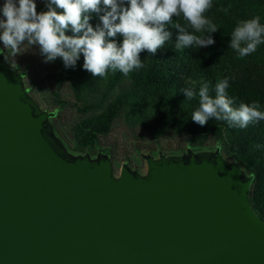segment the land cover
<instances>
[{"label": "water", "instance_id": "1", "mask_svg": "<svg viewBox=\"0 0 264 264\" xmlns=\"http://www.w3.org/2000/svg\"><path fill=\"white\" fill-rule=\"evenodd\" d=\"M0 55V264H264L254 181L214 153L146 157L147 174L71 155Z\"/></svg>", "mask_w": 264, "mask_h": 264}, {"label": "trees", "instance_id": "2", "mask_svg": "<svg viewBox=\"0 0 264 264\" xmlns=\"http://www.w3.org/2000/svg\"><path fill=\"white\" fill-rule=\"evenodd\" d=\"M41 11H47L46 2L37 6V12ZM204 15L219 28L212 34L216 41L213 45L199 50L195 47L176 49L179 30L169 23L165 30L172 33L171 39L154 55L148 50L142 51L140 58L144 67L138 71L125 76L119 71L109 70L106 78L92 77L83 69L81 56L74 69H65L60 60L55 66L57 73L52 78L58 90L68 84L77 102L100 95L97 101L79 107L81 114L92 116L73 128L80 145L75 152L92 150L100 135L110 133L121 114L131 127L141 126L144 131H153L156 140L173 133L179 138L189 137L193 147H205L212 138L222 144L226 158L237 162L249 176L254 177L251 202L264 221V147H256L264 146V120L240 129L213 118L201 127L191 120L192 112L199 107V98L187 100L182 92V89L193 86L198 91L203 80L210 82V95L214 97L216 82L234 77L227 89L228 95L235 99L234 107H239L241 102L251 104L258 101L260 110L264 111V44L244 58H239L229 48L231 33L239 21L259 16L261 24H264V0H213V7ZM173 22L193 31L182 15L174 16ZM90 23L96 27L101 22L96 14H92ZM67 34L72 35V32L69 30ZM113 39L122 43L123 37L117 34ZM124 83H127L126 89L116 93ZM58 118L59 115L54 113L50 120L55 132L61 135Z\"/></svg>", "mask_w": 264, "mask_h": 264}, {"label": "clouds", "instance_id": "3", "mask_svg": "<svg viewBox=\"0 0 264 264\" xmlns=\"http://www.w3.org/2000/svg\"><path fill=\"white\" fill-rule=\"evenodd\" d=\"M46 7L47 11L38 13L37 0H0V55L13 68L19 67L15 59L18 55L38 45L44 63L61 58L65 69H74L83 56V69L92 77L106 78L109 70L127 76L144 67L142 51L154 55L171 39L172 33L165 30L169 23L179 30L176 49L199 50L213 45L216 41L212 34L219 30L204 15L213 7V0H46ZM92 14L101 22L96 27L90 23ZM181 15L193 31L173 22L174 16ZM69 30L72 35L67 34ZM117 34L123 37L122 43L113 39ZM261 44L264 24L256 16L238 22L229 48L244 58ZM230 79L234 77L216 82L214 97L210 95V82L203 80L198 91L194 86L182 89L187 100L199 98L192 121L203 127L214 118L245 129L264 120L258 101L234 107L235 99L227 93Z\"/></svg>", "mask_w": 264, "mask_h": 264}, {"label": "rangeland", "instance_id": "4", "mask_svg": "<svg viewBox=\"0 0 264 264\" xmlns=\"http://www.w3.org/2000/svg\"><path fill=\"white\" fill-rule=\"evenodd\" d=\"M44 2L46 0H37V6ZM0 47H2V44H0ZM15 59L19 65L17 70L22 74L24 85L30 96L39 104L42 110L59 115L58 129L61 135L55 132L54 127L53 129L67 151L73 156L88 155L91 159H96L100 153L108 155L113 161L115 176L120 175L124 164L129 165L142 175L147 174L148 163L146 157L149 155L159 159L161 155L166 157L181 156L188 151L196 154L214 153L218 149L221 153L223 151L222 144L212 138L205 147H193L189 137L179 138L173 133H170L165 138L156 140L153 136V131H144L141 126L131 127L127 123L125 116L121 114L113 123L110 133L100 135L97 144L92 150H84L81 153H77L75 150L80 145L75 138L73 128L84 119L92 116L91 114H81L79 107L86 103L97 101L100 95L90 96L85 98L83 102H77L73 90L68 84H64L58 90L52 76L57 73L55 66L62 59L57 58L55 62L44 63L43 57L39 54L38 45L31 46L27 53L18 55ZM126 87L127 83L122 84L116 93L120 89H126ZM114 97L112 96V99ZM51 125L53 126L52 122ZM224 158L229 162H235L225 156Z\"/></svg>", "mask_w": 264, "mask_h": 264}]
</instances>
